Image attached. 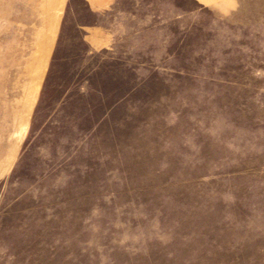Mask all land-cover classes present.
<instances>
[{
  "label": "rangeland",
  "instance_id": "obj_1",
  "mask_svg": "<svg viewBox=\"0 0 264 264\" xmlns=\"http://www.w3.org/2000/svg\"><path fill=\"white\" fill-rule=\"evenodd\" d=\"M0 264H264V0H0Z\"/></svg>",
  "mask_w": 264,
  "mask_h": 264
},
{
  "label": "crops",
  "instance_id": "obj_2",
  "mask_svg": "<svg viewBox=\"0 0 264 264\" xmlns=\"http://www.w3.org/2000/svg\"><path fill=\"white\" fill-rule=\"evenodd\" d=\"M84 2L88 13H99L111 6L113 0H84ZM86 28L87 31L83 34V40L85 42L98 48L106 46V35L102 27L91 26Z\"/></svg>",
  "mask_w": 264,
  "mask_h": 264
}]
</instances>
